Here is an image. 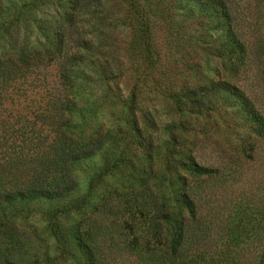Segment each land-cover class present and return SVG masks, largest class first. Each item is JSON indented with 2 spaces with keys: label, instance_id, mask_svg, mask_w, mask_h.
I'll use <instances>...</instances> for the list:
<instances>
[{
  "label": "trees",
  "instance_id": "1",
  "mask_svg": "<svg viewBox=\"0 0 264 264\" xmlns=\"http://www.w3.org/2000/svg\"><path fill=\"white\" fill-rule=\"evenodd\" d=\"M109 1L67 0L51 43L0 54V264H62L64 245L33 246L39 239L33 226L26 234V214L77 190L75 163L111 147L115 167L132 142L146 178L110 190L73 226L79 264H264V0H115L116 10ZM18 14L0 20V38ZM117 26L139 44L160 31L196 35L194 52L203 66L211 62L208 75L190 59L166 74L158 87L170 105L166 121L158 124L136 91L144 72L107 54L106 31ZM51 65L44 104L4 115L6 102ZM217 100L236 107L248 132L206 160L182 135V118L213 111Z\"/></svg>",
  "mask_w": 264,
  "mask_h": 264
},
{
  "label": "rangeland",
  "instance_id": "2",
  "mask_svg": "<svg viewBox=\"0 0 264 264\" xmlns=\"http://www.w3.org/2000/svg\"><path fill=\"white\" fill-rule=\"evenodd\" d=\"M30 1L1 0L0 20L7 21L11 16L18 14L17 8L21 4ZM109 2L108 7L116 10L112 7L116 4L115 0ZM35 4V6L26 4L18 14V22H14L10 31L0 38V54L9 51L10 46L47 45L52 42L54 33L57 31L56 26L61 18L60 15L68 6V2L67 0H45ZM120 16L122 15L120 14ZM106 33L110 35L109 41L107 40L110 44L106 48L107 54L112 56L115 54L118 59L124 61L129 58L131 62H125L126 67L131 66L136 72H144L143 81L136 82V91H140L144 100L142 102L148 107L150 114L158 124L160 123L158 118L161 122L166 121V107L169 105L158 92V87L164 84L163 79L167 73L181 71L183 63L190 59L193 65L205 70L204 74L206 72L207 75L210 74L211 62L207 60L203 66L198 57L201 56L200 51L194 52L196 35L190 37L172 32V36L170 34L168 37L167 34L164 36L160 31L156 32L148 42L139 44L132 40L133 32L126 27L117 26L112 32L108 30ZM197 48L204 47L198 43ZM175 62L177 63L175 64ZM41 74L42 76H39L41 82L31 83L30 86L26 85L22 88L26 91L25 95L19 97V100L12 97V101L6 102L4 115L9 112L14 113L26 105L32 111L38 104H44L54 86L55 66L43 68ZM101 92L105 93L104 91L97 93ZM107 98L100 103L103 113H107V110L110 109ZM230 104L232 105V103L225 104L222 100H217L213 111L198 117L185 115L182 118L185 121L184 126L187 128L181 132L182 135L185 139H193L196 142L195 150L200 152L206 160L215 156L214 148L217 145H222L225 148L234 142L238 135L242 136L248 132L247 125L243 122L238 110ZM151 106L160 112V117H156L158 114L154 115ZM174 116L178 117V115ZM152 133L153 138L156 136V132ZM163 138L166 137L163 136ZM153 143L156 141L154 140ZM118 153L111 147L106 148V150L104 148L94 157L75 163L72 168L78 180V188L71 196L52 202H37L32 205L31 212L26 214L22 224L27 230V235L30 232L29 226L35 228V234L39 240L33 243V246L47 247L54 252V247L58 248V246L64 245L68 255L65 256V261L62 264H79L81 262L80 255L70 239L73 226L80 219L90 214L100 198L107 195L110 190L129 182L137 184L146 178L144 172L147 171V162L142 157V149L136 143L132 142L121 154L123 159L121 163L118 162L115 167L110 168L112 158ZM252 168H255V165ZM255 170L257 169L255 168ZM253 173L256 174L257 171ZM80 199H83L84 202L78 209L66 210Z\"/></svg>",
  "mask_w": 264,
  "mask_h": 264
}]
</instances>
